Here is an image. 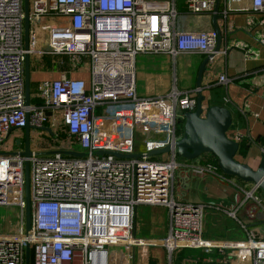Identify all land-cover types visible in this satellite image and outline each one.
I'll list each match as a JSON object with an SVG mask.
<instances>
[{
    "label": "built area",
    "instance_id": "obj_1",
    "mask_svg": "<svg viewBox=\"0 0 264 264\" xmlns=\"http://www.w3.org/2000/svg\"><path fill=\"white\" fill-rule=\"evenodd\" d=\"M216 2L223 17L229 9H240L231 8L228 0H184L183 9L212 13ZM250 6L264 11V0H250ZM24 15L23 0H0V204L15 205L20 216L17 229L0 231V264H25L27 242L30 264H129L119 255L125 254L122 245H130L132 251L136 245L155 243L133 233L138 204L167 208L168 230L160 243L170 255L184 247L230 250L236 263L264 264V232L236 216L237 208L252 198L260 208L248 211L247 217L264 220V191L257 182L239 185L241 201L232 209L173 196L174 170L180 164L177 128L183 113L195 108L199 87H173L153 96L136 90L138 54L206 55L214 51L215 29H178L176 0H29L26 48ZM259 40L264 44V32ZM26 53L58 55L62 66L56 77L39 81L37 101L28 104ZM82 64L88 68L87 81L70 75ZM217 80L227 82L229 76L221 72ZM118 103L121 107L109 109ZM58 118L65 130L63 139L57 135ZM26 122L30 133L46 132L44 126L50 129L46 138L36 137L46 147L33 146L31 134L29 155L20 152L23 146L13 150L12 144L4 143L11 129L23 128ZM228 135L239 142L243 133L236 130ZM73 143L81 149L73 148ZM167 145L168 150L149 154ZM67 149L85 154L74 155ZM165 151L166 157L161 156ZM26 159L31 208L28 234L24 221ZM187 166L197 175L219 172L207 151L201 161ZM205 207L233 216L246 237L204 236Z\"/></svg>",
    "mask_w": 264,
    "mask_h": 264
},
{
    "label": "crops",
    "instance_id": "obj_2",
    "mask_svg": "<svg viewBox=\"0 0 264 264\" xmlns=\"http://www.w3.org/2000/svg\"><path fill=\"white\" fill-rule=\"evenodd\" d=\"M228 4L231 8L239 7L240 9H229L225 17L217 18V24L220 29L219 52L202 73L201 92L204 94L202 103L203 105L219 103L226 105L230 109L231 124L227 132L232 133L240 130L243 136L239 143H244L246 147L245 154L236 153V157L252 167H256L264 159V44L259 40L260 34L264 32V11L252 9L250 0H228ZM178 11L179 15L176 18L175 26L180 30L202 31L213 27L211 13L187 12L186 9H178ZM249 19H252V23H248ZM32 55L30 56V81L35 80L39 83L43 79L53 78L58 75L60 68H62L57 62L58 56L50 54L52 56L51 60L56 66H51L50 68L45 66V68L42 57L39 55L37 58L35 54ZM204 56L205 54L201 52H178L175 55L168 53H140L136 56L135 61L136 90L140 95L153 96L165 94L173 87L179 90L195 87L198 66ZM84 68L87 72L83 70ZM221 72L229 76L227 82L217 80ZM34 74H42L43 76L35 78ZM70 75L87 81L89 79L87 65H80L71 71ZM37 90L38 84L34 90L30 91V96H37ZM46 132L49 131L47 130ZM46 132L31 131L32 137H34L32 140L33 146L42 145V147H46V142L41 141L39 144L36 142V137L38 136L46 138ZM204 156L205 152L200 154L197 159L179 160V167L175 168L173 175V196L176 199L199 200L232 209L230 207H233L232 205H235L242 197V191L238 193L237 190L231 189L227 185L228 183L221 182L212 176V173L197 175L186 167L189 163L201 161ZM214 174L222 178L236 177V181H231L236 184L235 186L239 190V185H245V183H242L244 180L234 175H227L223 171ZM217 184L222 187L225 195H222L221 199L215 202L213 201V187ZM204 189L209 190L213 196H206L202 192ZM250 202L253 201L250 199L246 200L244 204L237 208L236 216L241 219H248L247 223L249 226L255 225L260 232H264L259 225V223L264 225L262 224L264 220L247 217L248 211L256 209V207H253L246 211L245 204ZM244 205L245 207L243 208ZM136 209L137 206L134 212L135 235L152 240L164 239L168 230L167 208L165 207L162 214L159 215L166 223L165 235L163 234V236L141 234L143 230L135 223ZM203 229V235L210 238L243 239L246 237L245 230L233 216L213 207H205L204 209ZM172 254L175 258L172 264H248L244 260L236 263L235 257L230 250L220 252L217 249L206 251L203 248L186 247L176 249ZM170 263L169 261L168 264ZM132 264L136 263L133 262ZM142 264H147V261Z\"/></svg>",
    "mask_w": 264,
    "mask_h": 264
},
{
    "label": "water",
    "instance_id": "obj_3",
    "mask_svg": "<svg viewBox=\"0 0 264 264\" xmlns=\"http://www.w3.org/2000/svg\"><path fill=\"white\" fill-rule=\"evenodd\" d=\"M24 5V45L26 48L29 46V0H23ZM218 2L215 3L211 13V21L215 29L216 43L214 51L206 54L201 60L197 75L196 86L199 87L196 96V106L193 110L185 111L183 113L184 123L183 132L179 138L176 139V152L186 158H194L203 152L211 151L218 159V164L221 171L224 173L237 176L238 178L248 181L257 182L261 189L264 191V159H262L256 167H252L248 163L241 161L235 157L239 147V142L228 135V128L231 124V111L223 104L212 103L203 105L204 94L202 91L201 78L202 73L208 68V64L214 59L216 51L220 43V29L217 24V18L222 14L218 12ZM24 92L25 102H30V55L25 54L24 59ZM49 114V111H47ZM24 128V144L21 153L25 155L30 154V126L26 122ZM47 130L49 127L44 126ZM19 143V139H16ZM168 145L162 149H154L149 151V154H154L159 150H168ZM67 153L74 155H84L85 152L74 149L64 150ZM45 152V151H39ZM103 152V151H98ZM116 154H120L116 152ZM137 153H127L126 155H136ZM24 198H25V230L29 233L31 226V208H30V188H29V166L28 160L24 163ZM170 257V254H169ZM25 264H30V248L27 242L25 248Z\"/></svg>",
    "mask_w": 264,
    "mask_h": 264
},
{
    "label": "rangeland",
    "instance_id": "obj_4",
    "mask_svg": "<svg viewBox=\"0 0 264 264\" xmlns=\"http://www.w3.org/2000/svg\"><path fill=\"white\" fill-rule=\"evenodd\" d=\"M176 2H177V8L183 9L184 0H176ZM180 3H181V6H180ZM35 55L38 58L39 55L38 54H35ZM30 56H33V55L31 54ZM52 66H56V65L53 64ZM85 68H86V66H85ZM85 68L83 70L85 72H87V70ZM41 76H43V75L42 74H34L35 78L36 77L40 78ZM119 107H121V103L111 104V106H109V109L114 110V109L119 108ZM20 129H22V127H15L13 129V131L11 130L10 134L5 138L4 143H7V146H9V143L12 144L13 150H17V149H20L22 147L21 144L15 143L16 138H19V137L22 138V134L20 132ZM57 135H58L59 139H63L65 137V130L63 129V125L61 123L60 118H58V121H57ZM178 137H180V136H178ZM38 138L42 139V136H38ZM140 141H141L140 139L137 140L138 150L141 148V145H140L141 142ZM31 147H32V145H31ZM72 147L75 149H81V147L78 143H73ZM166 155H167L166 151L162 152V154H161V156H163V157H166ZM156 156H159V154H157ZM198 156H196L194 158H186V157H183V156L177 154L176 159L179 162L180 159H197ZM178 167H179V165L177 166V168ZM186 167H188V166H186ZM188 169H189V167H188ZM211 175L216 177L217 179H219L221 182L223 181V182L228 183L227 185H229L231 187V189L237 190L238 193H239V191H242L241 189L239 190V188H237V186H235L236 184L233 182V181H236V179H237L236 177L230 176L227 178H222L220 176H217L214 173H212ZM231 180H233V181H231ZM242 183H245V182H242ZM213 188H214V191H213L214 192V200L213 201L216 202L218 199H221L222 195H225V194H224L222 187H220L219 184H217ZM202 192H204L206 194V196L207 195L213 196L209 190L207 191L204 189ZM250 200L253 202L245 204L246 209H247L246 211H248L249 209H251L253 207H256V209L258 210L260 208L259 205L252 198ZM240 201H241V199H239L236 203H239ZM236 203H235V205H236ZM235 205H232V206L234 207ZM245 205L243 206V208L245 207ZM233 207H230V208H233ZM164 208H165V206L161 205V204H154V205L138 204L137 205L136 214H135V223H136V225H138L143 230V233H141V234L146 235V236H163V234L165 235L166 223H164V221L159 216L162 214V211L164 210ZM238 214H239V212H238ZM19 221H20V216H19L17 207L15 205L0 204V231H4V230H8V229H11V230L17 229ZM262 224H264V222ZM259 225H260L261 229L264 230V225H261L260 223H259ZM133 233H134V231H133ZM134 235H135V233H134ZM138 235H140V233H138ZM135 236H137V235H135ZM137 237H139V236H137ZM143 246L144 247L136 245V246H134V248L131 251L130 245H127V246L122 245L121 247L124 249L123 252L125 254L121 253L119 255L122 258H124L125 261H128L129 264H130V261H132V263L135 262L136 264H142V263H144V261H147V264H168L169 261L171 262L170 264L174 263L175 258L173 257L172 252H171L170 257L168 258V256H167L168 251L164 247L163 244L151 243L150 245H143ZM127 250H130L129 256H126ZM131 255H132V258H131Z\"/></svg>",
    "mask_w": 264,
    "mask_h": 264
},
{
    "label": "trees",
    "instance_id": "obj_5",
    "mask_svg": "<svg viewBox=\"0 0 264 264\" xmlns=\"http://www.w3.org/2000/svg\"><path fill=\"white\" fill-rule=\"evenodd\" d=\"M54 56H58V55H54ZM65 56V55H64ZM41 57H42V60H43V64H44V67L46 66V67H48L49 66V68L54 64L53 62H52V60H51V58H52V56L49 54V53H44V54H42L41 55ZM54 58V57H53ZM45 67V68H46ZM37 84H38V82L37 81H35V80H31L30 81V91L31 90H34L35 88H36V86H37ZM37 96H30V101L31 102H33V101H37ZM180 126L177 128V134H179V135H181L182 134V132H183V123H184V118L182 117L181 119H180ZM245 151H246V147H245V144L244 143H239V147H238V150H237V154H240V155H244L245 154ZM207 153H208V155L210 156V157H212V158H214L215 160H216V162H217V166H218V169H219V171H221V168H220V166H219V164H218V159H217V157L211 152V151H207ZM235 157H236V154H235ZM237 158V157H236ZM238 159V158H237ZM227 174V173H226ZM228 175V174H227ZM230 175V174H229ZM184 248H186V247H184ZM180 250H182V249H180Z\"/></svg>",
    "mask_w": 264,
    "mask_h": 264
},
{
    "label": "flooded vegetation",
    "instance_id": "obj_6",
    "mask_svg": "<svg viewBox=\"0 0 264 264\" xmlns=\"http://www.w3.org/2000/svg\"><path fill=\"white\" fill-rule=\"evenodd\" d=\"M14 129V128H13ZM13 129H11L12 131H13ZM20 132H21V134H22V138L21 137H19L18 139H19V143L18 144H21L22 146H23V144H24V128H22V129H20ZM17 139V138H16ZM15 143H16V140H15ZM17 144V143H16Z\"/></svg>",
    "mask_w": 264,
    "mask_h": 264
},
{
    "label": "bare ground",
    "instance_id": "obj_7",
    "mask_svg": "<svg viewBox=\"0 0 264 264\" xmlns=\"http://www.w3.org/2000/svg\"><path fill=\"white\" fill-rule=\"evenodd\" d=\"M145 241H149V239H146V238H143ZM151 241H153V242H163V240L161 239V240H152V239H150ZM115 259H113L112 261H114Z\"/></svg>",
    "mask_w": 264,
    "mask_h": 264
}]
</instances>
